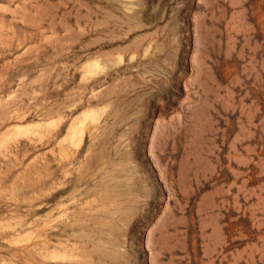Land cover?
Wrapping results in <instances>:
<instances>
[{"label":"rangeland","instance_id":"rangeland-1","mask_svg":"<svg viewBox=\"0 0 264 264\" xmlns=\"http://www.w3.org/2000/svg\"><path fill=\"white\" fill-rule=\"evenodd\" d=\"M0 264H264V0H0Z\"/></svg>","mask_w":264,"mask_h":264}]
</instances>
